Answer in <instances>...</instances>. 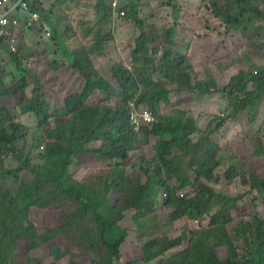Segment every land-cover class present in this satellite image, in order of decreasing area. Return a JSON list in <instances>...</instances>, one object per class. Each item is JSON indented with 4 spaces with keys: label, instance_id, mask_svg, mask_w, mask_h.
I'll return each instance as SVG.
<instances>
[{
    "label": "rangeland",
    "instance_id": "obj_1",
    "mask_svg": "<svg viewBox=\"0 0 264 264\" xmlns=\"http://www.w3.org/2000/svg\"><path fill=\"white\" fill-rule=\"evenodd\" d=\"M213 1L222 6L232 4V0H117L119 11L125 10L126 14L115 21L113 11L111 23L103 27V35L107 39L105 50L96 53H90V50L95 45L94 35L99 29L95 8L98 0H66L62 7L53 6V0H47L48 4L45 2L41 10L50 22L58 23L55 33L47 24L41 28L38 24L29 26L27 19L22 20V26L16 30L21 40L18 52L13 54L6 44L0 43V111L7 110L12 114L14 123L19 125L14 134L9 123L4 129L14 136V147L21 156L19 160L8 151L0 157V170L4 171L0 173V189L15 196L23 184L35 179L30 169H21L22 163L44 165L46 146L53 141L47 136V131L53 129L57 122L66 121V109H62L65 99L83 89L85 81L68 64V54L73 53L78 61L84 63V55H88L93 66L107 81H111V70L116 64L136 70L138 64L134 62L133 52L142 33L137 17H140L144 28L154 31L155 37H158L152 47L160 45V33L176 30L175 51L188 56V62L194 67L195 80L218 78L222 84H228L241 72L264 67V22L257 27L229 29L219 17ZM250 1L252 6L264 11V0ZM112 2L107 1L111 9ZM132 6L136 11L128 14ZM14 55L20 59V66ZM151 56L158 60L161 53L152 51ZM157 77L160 79L159 75ZM20 87L23 90L15 93ZM35 89L39 92L33 95ZM112 91L111 104L117 102L120 89L113 86ZM36 95L51 105L50 118L43 125L34 113L24 114L21 110V104ZM94 100H97L96 97ZM179 111H184L186 119L200 128V132L192 137L195 141L216 129L220 119L234 114L229 96L222 93L176 97L172 106L161 107V112L168 115L179 114ZM210 138L215 144L221 166L217 169V177L209 183L218 192L237 198V208L232 210L235 221L229 225L234 231L239 219L264 212L262 194L243 181L244 175L250 176L252 171L264 176V94L253 111H241ZM156 142L155 137L149 144L143 138L137 139L130 150V159L123 163L125 172L116 165L120 160L98 161L95 157L82 154L72 169L73 179L94 189L99 196H108L115 206L131 203L130 199L122 196V192L115 190V185L124 183L128 177L146 180L142 175L140 159L155 154ZM232 167L238 170L236 174ZM228 173H233L234 178L229 179ZM191 189L188 187L185 191ZM149 195L155 197L157 192L151 189ZM214 206L213 211L202 219L192 220L189 228L174 229L170 213L162 209L141 217L139 220L144 223L143 227L129 215L122 225L131 229L133 235L123 255L129 260H138L140 255H145L147 246L152 245L150 251L160 249V257L151 263L140 260L139 264H155L161 258L183 249L186 240L198 243L211 223L213 212L219 207L217 204ZM19 208L14 215L16 224L24 233L11 240V233L0 232V257H7V253L11 252L10 264H100V256L108 252L105 245L92 244L89 240L97 233L98 225L89 216L82 217L78 213V205L69 200H57L47 207ZM103 213L112 214V207L108 206ZM82 236L86 237L85 241ZM164 238H170L174 245L167 246ZM235 238L240 251L245 252V242ZM124 263L116 261V264Z\"/></svg>",
    "mask_w": 264,
    "mask_h": 264
},
{
    "label": "trees",
    "instance_id": "obj_2",
    "mask_svg": "<svg viewBox=\"0 0 264 264\" xmlns=\"http://www.w3.org/2000/svg\"><path fill=\"white\" fill-rule=\"evenodd\" d=\"M107 1L112 0H98L95 7L99 29L95 32V45L90 53L105 50L107 39L103 35V27L111 23L113 15V8L108 7ZM231 3L222 6L213 1L219 17L229 29L242 30L264 22V11L252 6L250 0H232ZM135 11L132 6L128 14H134ZM119 18L122 17L116 16L115 21ZM137 22L142 25V33L133 52L134 62L138 64L135 71L125 68L123 64H116L111 70V81H107L93 66L88 55H84L86 65L78 61L73 53L68 54V64L84 79L85 85L80 92L72 93L65 99L62 109H66V121L57 122L53 129L47 131V136L53 141L46 146L44 165L22 163L21 169H30L35 179L23 184L15 196L0 189V232L5 231L7 235L11 233V240L24 233L16 224L14 215L19 206L28 210L35 205L47 207L57 200L66 199L78 205V213L82 217L87 215L98 225L97 233L90 236L89 240L92 244L100 243L107 248L108 252L100 256L99 263H124L127 259L123 255L124 249L133 234L122 223L129 215L143 227L144 223L139 220L141 217L162 209L170 213L169 219L174 229L189 228L192 220L202 219L217 204L219 207L213 212L211 223L198 243L194 244L192 239L186 240L183 249L161 258L155 264H264V212L239 219L234 231L231 230L229 225L235 221L232 210L237 208V198L218 192L209 183L217 177V169L221 166L210 136L241 111H253L256 108L264 94V67L241 72L228 84H222L218 78L195 80L194 67L188 62V56L175 51L176 30L160 33V45L152 47L158 37H155L154 31L144 28L140 17H137ZM58 27L51 25L54 33ZM152 51L161 53V57L155 60L151 56ZM13 57L20 66V59L16 55ZM112 85L120 89L116 96L117 102L113 104L110 103ZM21 90L23 87L14 92ZM37 92L39 90L35 89L33 95ZM220 93L229 96L234 114L220 119L217 128L199 141L192 137L200 132V128L186 119L184 111L175 115L161 112V107L172 106L176 97ZM131 103H135L138 109L147 108L156 121L144 125L137 132L131 121ZM50 109V103L39 95L21 104L22 113H34L40 125L50 118ZM7 123L12 125L13 134L19 130L12 114L2 109L0 157L4 152L11 151L20 160L21 156L13 144L14 136L7 134L4 129ZM153 137L157 138L155 154L140 159V168L146 180L128 177L124 183L115 185V190L122 192V196L130 199L131 203L115 206L108 196H99L94 189L73 179L72 169L77 165L80 155H89L98 161L120 160L116 165L122 169L123 163L130 159L134 142L143 138L149 144ZM95 142L100 144L95 145ZM232 169L235 174L238 172L235 167ZM0 173L4 171L0 170ZM227 176L233 179L235 175L228 173ZM243 181L262 194L264 203V176L252 171L250 176L244 175ZM46 185L49 187L46 188ZM188 187L192 189L185 191ZM151 189L157 192L155 197L149 195ZM108 206L112 207L113 213L105 215L103 210ZM235 237L245 242V252L240 251ZM81 239L85 241L86 237L82 236ZM163 242L167 246L174 245L170 238H164ZM151 246H147L145 255H140L138 260L127 259L124 264H139L140 260L153 262L162 251L157 249L152 252ZM10 255L11 252L7 253V257H0V264H10Z\"/></svg>",
    "mask_w": 264,
    "mask_h": 264
},
{
    "label": "built area",
    "instance_id": "obj_3",
    "mask_svg": "<svg viewBox=\"0 0 264 264\" xmlns=\"http://www.w3.org/2000/svg\"><path fill=\"white\" fill-rule=\"evenodd\" d=\"M111 5L116 16L117 13L120 17L125 15L124 11H119L120 7H118L117 0H113ZM26 16L30 17L31 21H38L39 19L38 14L31 11L30 0H0V43L6 44L13 54L18 52L20 45L16 30L22 26V20ZM131 107V121L136 130L156 121L152 112L146 109H138L135 103H131Z\"/></svg>",
    "mask_w": 264,
    "mask_h": 264
},
{
    "label": "crops",
    "instance_id": "obj_4",
    "mask_svg": "<svg viewBox=\"0 0 264 264\" xmlns=\"http://www.w3.org/2000/svg\"><path fill=\"white\" fill-rule=\"evenodd\" d=\"M54 1H55V3H54ZM45 2H47V0H30L31 11L37 13L39 19H38V21H31L30 17L26 16L24 19H27L30 22L29 26H34V24H38V26L43 28V27H46L45 26L46 24L48 26H50V27H51V25L52 26H57L58 25L57 22H50V20L48 19L47 15L41 10L42 5ZM65 3H66V0H53V6H56V7H62V6H64ZM47 4H48V2H47ZM58 5H60V6H58ZM20 42H21V40H20Z\"/></svg>",
    "mask_w": 264,
    "mask_h": 264
}]
</instances>
